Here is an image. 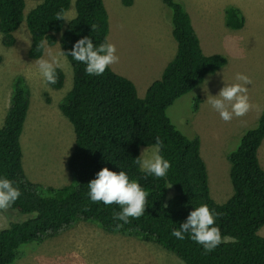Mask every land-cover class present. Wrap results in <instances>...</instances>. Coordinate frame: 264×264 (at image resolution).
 <instances>
[{
	"label": "trees",
	"instance_id": "trees-1",
	"mask_svg": "<svg viewBox=\"0 0 264 264\" xmlns=\"http://www.w3.org/2000/svg\"><path fill=\"white\" fill-rule=\"evenodd\" d=\"M36 1L26 12V0H0L3 46L15 44L14 32L22 20L30 35L27 56L31 59L41 57L45 47L54 44L68 53L83 36L90 37L94 44L107 40L109 22L104 0H74L75 15L65 25L57 14H65L70 0ZM121 1L130 5L133 0ZM160 1L170 11L176 50L143 96L137 94L129 78L111 66L101 76H89L83 64L64 54L72 69V85L58 106L74 133L67 160L71 183L42 188L26 177L20 134L30 92L21 75L12 79L9 105L0 125V175L19 187L21 196L8 209L24 217L10 220L0 228V264H13L21 255L20 246L40 243L78 220L153 242L174 253L183 264H264V236L258 233L264 225V168L258 158L264 139V108L256 123L244 130L237 147L227 153L232 193L223 202L215 201L198 136L179 132L165 111L177 97L221 68L226 58L203 52L181 1ZM244 23L241 8L228 4L224 10L225 26L239 29ZM57 75V83L50 85L54 88H60L64 81L61 68ZM199 99L196 97V101ZM156 137L163 141L160 152L171 164L167 176L159 179L146 176L135 163L140 158V146H156ZM103 167L125 171L148 192L145 213L138 219L129 218L130 222L119 229L116 225L123 222L113 216L120 206L93 203L88 196V182ZM169 183L173 189L170 196L166 187ZM202 204L219 213L215 223L224 237V242L207 254L187 235L183 240L171 235L192 208Z\"/></svg>",
	"mask_w": 264,
	"mask_h": 264
},
{
	"label": "rangeland",
	"instance_id": "rangeland-1",
	"mask_svg": "<svg viewBox=\"0 0 264 264\" xmlns=\"http://www.w3.org/2000/svg\"><path fill=\"white\" fill-rule=\"evenodd\" d=\"M179 1L189 14L203 52L222 54L226 63L177 97L166 108L165 114L179 132L188 137L198 136L210 194L215 201L223 202L232 193L227 153L237 147L244 130L256 123L264 108V0ZM36 2L26 0L25 11ZM104 3L109 22L107 40L115 44L119 57L116 65L125 73L133 72V77L138 76L143 68L139 66L143 53L142 61L151 59L152 49L172 46L170 39L176 49L171 34L167 35L166 26L171 29L170 11L160 0H134L130 5H124L121 0H104ZM230 3L239 6L245 16L242 28L231 29L224 24V10ZM74 15V0H70L64 16L69 20ZM68 20L64 19V25ZM14 36L16 42L10 47L3 46L0 41V125L9 105L12 79L21 75L30 92L20 134L24 173L42 188L71 183L73 178L67 160L74 144V133L58 104L71 88L72 69L61 55L58 44L46 46L37 59L27 56L30 35L24 20ZM49 52L61 61L64 81L60 88L45 85L37 70L36 61L49 59ZM165 58L170 59L167 55ZM155 60L153 66L158 61ZM160 73L157 65V71L136 82L137 94L143 96L146 87L159 78ZM237 73L250 77L251 84L246 87L252 108L244 116H234L225 122L212 110L208 97L216 95L224 83L237 82ZM196 97L200 99L196 101ZM155 148V145L140 146V158L151 155ZM258 158L264 168V139ZM172 191V187H168L167 195L170 196ZM18 213L13 209L0 210V228L10 220L24 217ZM258 233L264 236V225ZM19 251L21 255L13 264H183L174 253L160 245L109 232L84 220L74 222L40 243L23 244Z\"/></svg>",
	"mask_w": 264,
	"mask_h": 264
},
{
	"label": "clouds",
	"instance_id": "clouds-1",
	"mask_svg": "<svg viewBox=\"0 0 264 264\" xmlns=\"http://www.w3.org/2000/svg\"><path fill=\"white\" fill-rule=\"evenodd\" d=\"M58 19L68 20L63 14H57ZM43 47V45H41ZM115 44L105 40L99 44H94L88 36H83L76 40L70 52L61 55H70L73 60L84 65V71L89 76H101L110 65L119 60ZM49 59L41 58L36 61L37 70L45 85L57 83V69L61 67V61L49 52ZM237 82L226 84L220 88L216 95L208 97V104L212 110L218 113L220 119L228 122L233 117L244 116L252 105L247 94L251 84L250 77L237 73ZM163 141L156 137V148L151 155L144 156L135 161L139 169L146 176L155 178H165L171 167L160 152ZM88 196L93 203H103L104 205L116 204L120 206V211L115 212L113 218L123 223H118L119 229L123 224L130 222L129 218H140L145 213L148 192L136 180L130 179L125 171H113L107 167L101 168L93 179L88 182ZM171 183L166 187H170ZM21 191L14 181L6 176L0 175V210L8 209L20 198ZM219 213L215 209H210L202 204L193 207L186 219L179 224L178 229L174 228L171 235L179 240L185 239L187 235L195 243L202 246L204 252L210 253L222 242L221 231L216 226V219ZM235 242V241H233Z\"/></svg>",
	"mask_w": 264,
	"mask_h": 264
},
{
	"label": "crops",
	"instance_id": "crops-1",
	"mask_svg": "<svg viewBox=\"0 0 264 264\" xmlns=\"http://www.w3.org/2000/svg\"><path fill=\"white\" fill-rule=\"evenodd\" d=\"M133 2H134V0H133ZM166 28H167V35L169 37V33L171 34V29L169 30L168 26H166ZM171 36H172V34H171ZM169 39L170 38H168V41H169ZM170 41L172 43V46L169 49H168V47H166L165 49L163 47V48L157 49L155 51H153V49H152L151 50L152 52L150 53L151 59H149V60L142 61V58L144 57L145 52L143 53V55L141 56V59H140L141 63L139 64V66H142L143 68L139 71L138 76H136V77H133V72L125 73L124 69H121L120 66L116 65V63H114L110 66L114 71H116L119 74L126 76L127 78H129L134 83V85H136V82H139V80H144V78L149 76L152 72L157 71V65H158V74L160 72H162V70L166 64L165 61H167V59L165 58V55H167L168 59L169 58L171 59L175 53L174 51L176 50L171 39H170ZM170 50H172V51H170ZM166 52H170V53H166ZM155 58H157L158 61L153 66V62L156 61ZM162 59L164 60V62H161ZM158 62H159V64H158ZM115 68H117V69H115ZM160 75H161V73H160Z\"/></svg>",
	"mask_w": 264,
	"mask_h": 264
}]
</instances>
